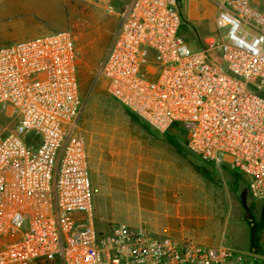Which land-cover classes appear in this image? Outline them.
Wrapping results in <instances>:
<instances>
[{
  "label": "built area",
  "instance_id": "1",
  "mask_svg": "<svg viewBox=\"0 0 264 264\" xmlns=\"http://www.w3.org/2000/svg\"><path fill=\"white\" fill-rule=\"evenodd\" d=\"M210 1L218 35L192 52L179 0H130L94 80L154 130L185 131L193 154L228 163L263 200L264 0ZM79 58L69 30L0 47V264H264V242L241 251L97 230Z\"/></svg>",
  "mask_w": 264,
  "mask_h": 264
},
{
  "label": "rangeland",
  "instance_id": "2",
  "mask_svg": "<svg viewBox=\"0 0 264 264\" xmlns=\"http://www.w3.org/2000/svg\"><path fill=\"white\" fill-rule=\"evenodd\" d=\"M129 1L0 0V47L53 31L69 30L74 35L80 57V89L84 101L80 131L88 146L94 193L92 216L97 230L104 233H109L114 224L133 227L148 219L150 213L141 208L154 202L152 198L160 191L147 190L144 182L162 181L146 171L144 159L141 165H137L132 160H119L114 156L117 152L132 150L127 145L129 139L142 143L138 151L147 150L144 143L153 136L148 134L149 126L143 120L108 95L104 81L96 83L94 80L95 70L119 26V11ZM178 7L183 18L181 35L190 50L197 52L206 38L218 35L216 7L210 0H179ZM7 125L9 120L0 110V126ZM172 134L175 135L174 141L167 142L163 148L177 157L179 201H185L188 192L200 194L199 190L208 195L204 201L208 205L206 208L220 211L219 215L212 217V227L202 235L208 234L209 240H202V237L192 239L263 252L264 199L258 200L251 195L247 179L239 171L228 170L219 174L215 169H209L206 173L204 161L189 150L185 131L173 127ZM114 165L123 172L119 175L112 173ZM134 167L137 174L130 171Z\"/></svg>",
  "mask_w": 264,
  "mask_h": 264
},
{
  "label": "crops",
  "instance_id": "3",
  "mask_svg": "<svg viewBox=\"0 0 264 264\" xmlns=\"http://www.w3.org/2000/svg\"><path fill=\"white\" fill-rule=\"evenodd\" d=\"M148 134L152 135L153 138H148L144 143V146L148 147L147 150L138 151L137 148L142 146V143H139L137 140L129 139L127 145L132 150L114 154L119 160H132L137 165H141V161L144 159L146 161V171H148L151 176H154L155 179L159 177V180L162 179L161 182H156V180L154 182L151 180L144 182L147 185L145 186L147 190H158L160 194L152 198L154 202L146 203L143 208H141L145 212L150 213L151 216L148 219L140 221L139 225L133 227H145L157 237H170L176 240L199 239L207 229L209 230L210 227H212V217L214 218V216L219 215L220 211L213 212L210 208H206L208 205L204 203V201L208 198V195L199 190L198 193L200 194L188 192L186 193L185 201H179L177 190L179 187L180 169L177 165V157L173 155L172 151H166V149L163 148V145L167 144V142L172 143V141H174L175 135L172 134V128L168 129L166 132H158L149 127ZM203 163L205 166L203 169H205L206 173H209V169H215L219 174H223L228 170L238 171L233 169L228 163ZM130 171L131 173L137 174L135 167L133 171ZM111 172L115 175H119L123 170L114 165ZM194 199H198L199 201H194ZM193 204L196 205L195 208ZM202 238H204L202 240H209L208 234ZM198 242L209 246H217L222 243L210 242V244L207 241Z\"/></svg>",
  "mask_w": 264,
  "mask_h": 264
},
{
  "label": "trees",
  "instance_id": "4",
  "mask_svg": "<svg viewBox=\"0 0 264 264\" xmlns=\"http://www.w3.org/2000/svg\"><path fill=\"white\" fill-rule=\"evenodd\" d=\"M124 107V106H123ZM127 109V108H126ZM128 110V109H127ZM130 111V110H129ZM131 112V111H130ZM132 113V112H131ZM133 114V113H132ZM135 115V114H134Z\"/></svg>",
  "mask_w": 264,
  "mask_h": 264
}]
</instances>
